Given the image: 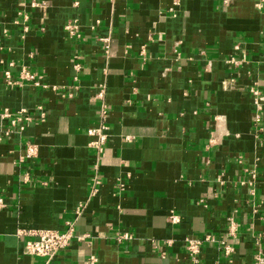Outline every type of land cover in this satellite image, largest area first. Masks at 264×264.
Returning a JSON list of instances; mask_svg holds the SVG:
<instances>
[{
    "label": "crops",
    "instance_id": "crops-1",
    "mask_svg": "<svg viewBox=\"0 0 264 264\" xmlns=\"http://www.w3.org/2000/svg\"><path fill=\"white\" fill-rule=\"evenodd\" d=\"M252 89L264 96V0H0V264H252L264 251ZM101 124L96 158L88 130ZM68 222L69 247L25 253L24 231ZM188 239L203 241L196 259Z\"/></svg>",
    "mask_w": 264,
    "mask_h": 264
},
{
    "label": "built area",
    "instance_id": "built-area-1",
    "mask_svg": "<svg viewBox=\"0 0 264 264\" xmlns=\"http://www.w3.org/2000/svg\"><path fill=\"white\" fill-rule=\"evenodd\" d=\"M5 76L6 81L9 84L16 85L20 82L18 80L14 81V79L11 78L12 76L9 71L5 73ZM21 79L34 81L36 79V76L34 75V73L32 74L31 71L24 70L22 72ZM35 83L38 84L37 82ZM252 91L256 96H260L261 99H264V96L261 95V93L257 89H252ZM103 113H105V109H103ZM5 115L9 116L10 113H7ZM29 115L30 114L22 112L20 115H17L15 116V118H12L13 126L20 127V129H23L25 127V123L32 120ZM107 129L108 127L105 124H101L99 127L90 128L88 130V134L93 138L89 145L95 151L96 158H98L99 155L102 154L104 147L107 143ZM6 132L7 134L11 133L10 130H6ZM28 151H30L28 155H33L35 153V147L29 145ZM2 207H5V202L0 198V209ZM170 220L171 222H178V219L175 216H171ZM237 228L238 224L232 217L229 220V232L227 233V236L234 237V235H236ZM23 234L29 236V239L26 241L27 245L25 246V253L29 255L48 257L49 259H52L59 251L64 250V248L66 249L71 244V241L75 236L74 223L68 222L64 231L46 228L24 231ZM125 237L127 236L125 235ZM206 239L213 240L214 237L207 236ZM187 241V250L189 251V254L194 259H196L198 254L200 253L203 241L201 239H188ZM219 244L221 250L226 255H230L231 252H233L232 250H234L232 245L227 242V239H220ZM252 264H264V251L257 248L254 256V262Z\"/></svg>",
    "mask_w": 264,
    "mask_h": 264
}]
</instances>
